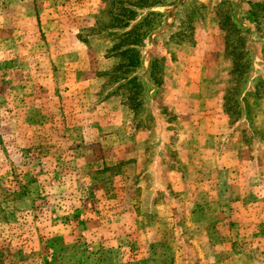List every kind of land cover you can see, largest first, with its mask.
Segmentation results:
<instances>
[{
	"label": "rangeland",
	"instance_id": "374dc122",
	"mask_svg": "<svg viewBox=\"0 0 264 264\" xmlns=\"http://www.w3.org/2000/svg\"><path fill=\"white\" fill-rule=\"evenodd\" d=\"M135 1L0 0V264H264V0Z\"/></svg>",
	"mask_w": 264,
	"mask_h": 264
},
{
	"label": "trees",
	"instance_id": "16d2710c",
	"mask_svg": "<svg viewBox=\"0 0 264 264\" xmlns=\"http://www.w3.org/2000/svg\"><path fill=\"white\" fill-rule=\"evenodd\" d=\"M161 1H157V0H151V1H148V0H136L133 5H135L136 7H139V8H143V7H149V6H153L157 3H159ZM220 6L222 5V7H224V3H221L219 4ZM250 5V9H249V12L250 14L252 15L254 21L257 23L259 22V17H258V14H257V5H259V1L258 0H255L254 2H250L249 3ZM122 12H124L125 14H130L131 17H129V19H134L133 15H135V11L133 9H130L128 7H122ZM154 15V13H153ZM128 19V20H129ZM145 21V18L139 23L142 24L143 22ZM147 21V20H146ZM219 25L220 27L222 28V30L226 31V28L230 25L232 31L236 32L237 34V37H238V40L242 41L243 45H244V37L242 35H240V30L239 28L236 26V23L234 21L231 20L230 16L227 15V16H224L223 19H221L219 21ZM124 24H127V22H125ZM229 30V28H228ZM136 33V34H135ZM121 36H127L129 37L130 40H133V42H140L141 40V37L139 39L138 35H137V31L135 28H133L131 31H126L124 33H122ZM133 37V38H132ZM181 37V36H180ZM185 36L182 35V38H184ZM230 38L232 37H229V33L225 35V43H226V54L231 57V61H232V68L230 69L229 71V74L233 77L232 80L233 82L236 84V83H239L240 80H241V83L243 82V79L244 77L242 78L243 75H246L247 73H245V70L248 71V68H249V61L248 59L247 60H243L244 58V52H239L237 50V47L235 44H233V40H231ZM132 42V41H131ZM132 42V43H133ZM131 43V44H132ZM235 45V46H234ZM126 51H130L132 54L131 55H128V65L127 66H135L136 64H134L135 62L138 63V58L136 59V54L134 56V52L136 53V50L135 49H132V48H128ZM154 65V62H152V66ZM130 68H127L126 70H129ZM152 72V70H151ZM245 73V74H244ZM152 76H153V72L151 73ZM247 77V76H246ZM246 79V78H245ZM245 81V80H244ZM233 90H228L226 92V94L224 95V104H223V107H224V111L226 112V114L228 116H233L235 110H236V104H237V99L234 98L235 96V92H233ZM236 97V96H235ZM234 100L236 101V104L233 105L232 107V104H231V101ZM233 108V109H232ZM236 114H238V111L236 110Z\"/></svg>",
	"mask_w": 264,
	"mask_h": 264
},
{
	"label": "crops",
	"instance_id": "0c3cea01",
	"mask_svg": "<svg viewBox=\"0 0 264 264\" xmlns=\"http://www.w3.org/2000/svg\"><path fill=\"white\" fill-rule=\"evenodd\" d=\"M244 1H245L246 5H249L250 2H254L255 0H244ZM242 4H244L243 1H242ZM249 7H250V5H249Z\"/></svg>",
	"mask_w": 264,
	"mask_h": 264
}]
</instances>
